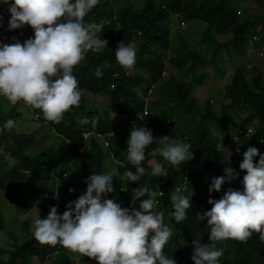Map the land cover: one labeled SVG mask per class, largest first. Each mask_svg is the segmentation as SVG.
I'll return each instance as SVG.
<instances>
[{
  "label": "trees",
  "instance_id": "1",
  "mask_svg": "<svg viewBox=\"0 0 264 264\" xmlns=\"http://www.w3.org/2000/svg\"><path fill=\"white\" fill-rule=\"evenodd\" d=\"M237 1L146 0L138 9L130 2L124 4L125 0H116L115 6L111 0H99L98 5L85 17V23H103V30L97 35L106 39L108 45L100 52H87L85 59L73 69L82 91L79 107L65 113L59 124L45 120L40 110L33 109L41 118V123L48 125L61 139L58 146L50 145L32 155L27 150L33 144V134L19 133L15 127L0 132V190H4L10 200L20 202L14 194L25 188L27 196L40 200V211L44 218L53 206H57L58 213L62 214L66 204L72 201L63 194L54 193L56 177L51 176V172L55 162L59 161L70 163L69 168L73 167L85 181L93 173L111 174L115 191L105 198L113 199L124 208L139 209L140 201L133 205L131 193L123 187V173H110V167L104 166V149L99 139L102 138L107 147L114 151L122 166L132 167L133 173L136 168L127 159V140L133 123H136V127L151 129L157 140L160 135L182 140L191 145L192 160L182 163L177 169L169 168L167 177H154L151 175V158L166 168L169 166L159 154L151 156L157 143L149 145L145 152L146 159L142 162L145 174L140 181L131 182V186L133 189L147 186L164 195L169 190L174 192L179 189V194L188 195L196 187L194 178L199 177L203 169L209 170L215 177L223 176L226 167H232L239 173L236 180L222 185L220 192L210 193V186L201 185L190 198L192 207L187 210V218L179 223L170 215L174 211L171 201H165L164 195L157 196L160 202L157 210L163 212L164 223L171 227L173 233L164 254L174 259L176 264H194L191 259L193 241L211 243L207 220L200 221L197 214L209 211L212 205L208 204V200L220 199L229 187L243 191L242 180L246 172L240 171L239 165L248 147H256L264 155L262 66L249 71L246 63H241L234 68L224 87V95L230 102L222 105L218 113L211 102L207 100L199 104L192 94V86L201 85L205 78V73L198 71V67L217 68L218 59L224 54L244 57L249 42L264 51V14H241ZM254 2L264 9V0ZM8 7L0 5V31L4 30L0 32V46L17 41L24 43L33 38L31 27L9 30L11 14ZM175 19L188 24L196 23V30L192 35H183L178 31L176 47H172L170 34ZM258 25L260 27H256ZM226 33H231V37L224 38ZM196 35L200 36L199 40H196ZM122 41L125 45H136L135 72L128 73L116 61L115 51ZM169 49L172 56L166 61L161 53ZM97 68L103 72L100 78L95 75ZM142 71H146V74ZM188 76L190 79H186ZM87 94L106 96L110 106L121 117L115 120L105 112L88 109ZM145 96L149 99V113L143 116L144 119H138L137 113L142 114ZM226 110H241L246 115L239 124H228ZM84 116L99 117L97 126L80 125L78 118ZM19 117L20 111L16 105L7 112L0 107V128L7 120L16 121ZM216 122L225 126L226 137L233 135L239 141V144L235 143V150L239 147V152L235 151L229 159H225L218 148V143L223 139L211 133V124ZM84 133H90L89 137L85 138ZM80 146H84L81 152ZM3 161L7 167H3ZM254 161L258 163L259 156ZM185 189L188 191L185 192ZM86 190L87 184L84 182L74 201ZM25 224L24 241L12 249H0V264H32L35 259L45 264H74L60 245H40ZM3 228L4 218L0 207V230ZM216 248L223 250L219 264H264V242L260 241L257 233H253L246 243L228 239L217 242ZM4 253H7L6 260L1 257ZM82 258L88 264H97L94 259Z\"/></svg>",
  "mask_w": 264,
  "mask_h": 264
},
{
  "label": "clouds",
  "instance_id": "2",
  "mask_svg": "<svg viewBox=\"0 0 264 264\" xmlns=\"http://www.w3.org/2000/svg\"><path fill=\"white\" fill-rule=\"evenodd\" d=\"M98 3L99 0H0V5L9 6L10 31L27 26L34 32V37L24 43L0 46V96L13 106L22 102L23 106L40 110L45 120L56 124L73 107L78 108L82 91L73 69L85 59L87 52H100L108 45L106 39L97 35L103 30V23H85V17ZM115 58L121 68L131 71L136 63L135 43L120 42ZM95 75L103 76L100 68ZM137 118L144 119L138 113ZM98 122L97 116L78 118L80 125L90 124L92 128ZM14 126L15 122L9 119L0 132L10 131ZM234 141L239 144L235 137ZM155 143L161 147L154 149L151 156L159 154L169 167L153 161L154 177H167L169 168L177 169L193 159L189 143L169 136L157 140L151 129L133 123L127 140V159L136 171L123 174L128 181L135 183L144 176L145 152ZM236 151L239 152V147ZM257 156L258 163L254 161ZM239 169L246 172L243 191L229 187L220 199L208 200L212 205L209 211L197 214L200 221L207 220L211 243L193 241L194 264H219L223 250L217 249L216 243L220 241L232 239L246 243L257 233L264 242V155L256 147H248ZM238 177V172L226 167L223 176L213 178L209 192H220L222 185ZM85 183L86 193L67 203L62 214L53 206L45 218L34 220L33 236L40 245H60L70 253L96 260L97 264H176L164 254L173 233L164 223L163 212L157 210L160 203L157 196H163V192L139 186L131 195L133 205L140 201L139 209L124 208L105 198L115 191L111 174L93 173ZM193 194L192 191L188 195L179 194V189L172 192L174 211L170 215L177 223L187 218ZM145 196L148 198L141 199Z\"/></svg>",
  "mask_w": 264,
  "mask_h": 264
},
{
  "label": "rangeland",
  "instance_id": "3",
  "mask_svg": "<svg viewBox=\"0 0 264 264\" xmlns=\"http://www.w3.org/2000/svg\"><path fill=\"white\" fill-rule=\"evenodd\" d=\"M146 0H125L124 4L130 2L136 8L141 9ZM114 3L116 0H111ZM115 6V5H114ZM237 7L240 13L246 12L251 16L264 14V9L259 7L254 0H238ZM260 27V25L256 26ZM172 31L170 37L172 39L171 46L176 47L177 43V32L180 31L185 34L195 33L196 23L188 24L187 22H180L179 19H175L171 25ZM199 28V27H197ZM258 30V29H257ZM4 30H1L2 33ZM198 35H196V40H199ZM231 33H226L224 38H230ZM193 38V37H192ZM255 40V39H253ZM176 42V43H175ZM164 59L167 61L170 56H172V51L169 49L167 52L161 53ZM245 56L241 57L239 55H234L232 57L227 56L226 54L220 55L218 59V67L211 68L198 67V71L205 73L204 81L201 85L192 86V94L196 97L197 102L199 104H204L207 100L211 102L213 109L218 113L221 109L222 105H226L230 102V100L224 95V87L225 84L229 81L232 72L236 66L241 63H246L247 68L252 70L254 67L262 66L264 70V51H262L259 47H254L252 42H249V45L246 47ZM136 69H132L128 71V73L135 72ZM138 71V70H137ZM141 71V70H139ZM143 74H146V71H142ZM250 76V74H249ZM186 79H190V77H186ZM88 99L87 107L88 109H96L98 112H105L107 116L113 118L115 120L121 117L115 109L110 106L109 99L104 95H86ZM144 108H150L147 103L149 102L148 97L143 98ZM6 98L0 96V107L3 111L7 112L12 107ZM17 110L20 111V117L16 119L15 129L19 133H27L34 135V141L31 146H29L27 152L32 155L39 152L43 148H47L50 145L58 146L60 142V136L56 135L51 128L41 123V118L37 116V114L26 106L22 105V102L18 103ZM226 110L228 114V124H239L240 119L243 118L246 114L241 110L229 111ZM225 126L219 125L218 122L215 124H211V133L215 136H219L221 140L218 143L219 151L225 155V159H229L235 153V141L234 136L232 137L225 136L224 133ZM86 138L89 137L86 134ZM164 137L160 135L158 137ZM224 137V138H222ZM103 149H104V166H109L108 168L110 173L119 172L125 173L126 171H131L132 167L122 166L121 163L117 160L114 151L107 147L105 141L101 138L99 139ZM87 144V143H86ZM84 146H80L82 149ZM161 147L159 143H157L156 148ZM1 159V156H0ZM154 160L150 159V163ZM8 165L3 161V167H7ZM70 163H60L59 161L55 162L53 170L51 172V176L56 177L53 186L54 193L63 194L70 201H74L77 195L80 194L82 187L84 185L85 179L79 173L75 172L73 167H70ZM67 168V169H66ZM65 172H68V177L65 179ZM121 174V177L124 179V188L127 189L131 187V181L127 180V177H124ZM62 176V177H60ZM213 178L215 175L211 173L209 170L203 169L201 175L199 177L194 178L195 188H192L190 191H196L201 185L211 186ZM69 189H73L72 192H69ZM25 188L23 190H18L15 192L16 199L18 201H12L9 199L8 195L4 190H0V207L2 210L3 218H4V228L0 230V249H12L24 241L25 239V231L24 224L27 226L30 232L34 231V220L36 218H44L40 211V200L33 199L30 196L26 195ZM23 192V193H22ZM172 192L169 190L164 195L165 201H171ZM38 201V203H37ZM63 250L71 256L72 263L76 264H88L86 260H84L77 253H70L69 251ZM3 260L7 259V253L1 254ZM32 264H45L38 263L35 259Z\"/></svg>",
  "mask_w": 264,
  "mask_h": 264
},
{
  "label": "built area",
  "instance_id": "4",
  "mask_svg": "<svg viewBox=\"0 0 264 264\" xmlns=\"http://www.w3.org/2000/svg\"><path fill=\"white\" fill-rule=\"evenodd\" d=\"M149 113V110H148V108H143V110H142V114H139L141 117H143L144 115H147ZM133 121V119L131 120V122ZM131 124V123H130ZM130 124H129V126H130ZM86 134H88V135H90V133H84V137L86 138L87 136H86ZM82 151V149H80V147H79V152H81ZM131 186V185H130ZM128 190H129V192L131 193V195L133 196V188H132V186L131 187H128L127 188ZM161 192V191H160Z\"/></svg>",
  "mask_w": 264,
  "mask_h": 264
}]
</instances>
